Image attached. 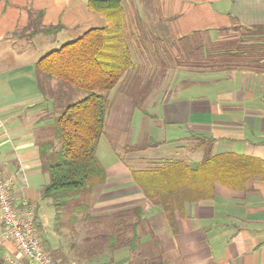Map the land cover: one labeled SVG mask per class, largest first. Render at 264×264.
Masks as SVG:
<instances>
[{"label": "crops", "instance_id": "0c3cea01", "mask_svg": "<svg viewBox=\"0 0 264 264\" xmlns=\"http://www.w3.org/2000/svg\"><path fill=\"white\" fill-rule=\"evenodd\" d=\"M50 1L0 0V173L12 179L14 205L26 202L33 208L44 251L56 264H264V173L242 190L216 184L213 199L186 203L185 217L176 216L173 234L164 212L133 181L137 170L126 175L116 156L108 167L102 164L106 183L91 194L87 212L67 205L56 220L50 199L42 198L48 174L41 170L39 147L56 143L51 119L61 112L63 95L54 82L38 78L35 63L48 51L38 41L32 58L33 40L62 32L76 39L105 21L87 9V0ZM122 1L134 11L129 12V38L139 63L130 48L133 67L112 90L110 121L127 134L144 120L141 116L151 121L142 124L144 139L135 147L145 146L138 152L153 166L145 170L174 161L195 167L203 157L196 135L212 141V156L238 155L264 164V48L254 42L262 39L244 37V42L240 37L241 26H264V0ZM39 24L60 29L32 33ZM251 44H257L254 54H246ZM139 68L143 73L138 74ZM154 79L160 80V88L166 85L160 101L148 99L159 89L132 98L140 80L148 86ZM182 91L191 94L183 96ZM146 100L148 106L139 108ZM159 146H165L160 157L147 153ZM110 214L116 219L107 223ZM88 224L94 231L79 237ZM68 229L72 238L78 235L87 243L83 254L68 252ZM7 258L35 264L3 235L0 220V264Z\"/></svg>", "mask_w": 264, "mask_h": 264}, {"label": "trees", "instance_id": "16d2710c", "mask_svg": "<svg viewBox=\"0 0 264 264\" xmlns=\"http://www.w3.org/2000/svg\"><path fill=\"white\" fill-rule=\"evenodd\" d=\"M86 7L105 24L90 28L49 51L34 66L38 78L55 79L60 85L84 94L79 101L64 104L54 121L55 142L59 146L45 142L39 147L41 170L48 174L42 198L50 199L56 209V220L67 205L71 211L87 212L89 197L106 183L105 169L96 154L109 110L107 94L133 67L123 1L87 0ZM58 29L60 26L36 27L32 33L52 34ZM240 29L244 42V37L258 40L264 36V26H241ZM249 46L246 54H254L251 49L257 44ZM243 47L239 45V51ZM194 137L203 146V157L195 167L174 161L149 170L132 171L141 195L160 207L173 234L176 216L185 217L186 203L213 199L216 184L242 190L249 180L264 173V164L258 159L230 154L212 156V141L202 135ZM144 147L140 145L138 150ZM138 242V236L133 238L135 246Z\"/></svg>", "mask_w": 264, "mask_h": 264}, {"label": "rangeland", "instance_id": "374dc122", "mask_svg": "<svg viewBox=\"0 0 264 264\" xmlns=\"http://www.w3.org/2000/svg\"><path fill=\"white\" fill-rule=\"evenodd\" d=\"M48 2H49V5H51V1L48 0ZM131 10H132V8H130L129 10L126 9V23H127L126 24V28H127L126 31H128L127 32V39H128V44L130 45V48L132 50V54L134 53L135 63L138 64L139 63L137 61V59H139L138 55L137 54L135 55L136 52H135V50L133 48L134 46L131 43V38H129V29H130L129 26H130V22L132 21V17H131L129 12H131ZM132 12H134V11L132 10ZM29 23H31L30 26L34 25L31 22V18H30V22ZM38 27H40V24H39ZM45 28H49V27H45ZM55 39L57 40V42H55ZM73 39H74V36L67 35V34H65L63 32L59 33V35L57 37H55V36H46V35L40 34L37 37L36 40L35 39L33 40V42L36 44V53L33 52V53L30 54V56L32 58H36V55L38 53L37 52V42L38 41H41V49H42V51H48L49 52L50 50L52 51V50L58 49L62 44L66 43L68 41H71ZM259 39H262V40H260L258 42L259 46L261 48H264V36L259 37ZM6 40H8V39L6 38ZM45 49H47V50H45ZM48 52L41 54V57H43ZM162 71H164V70H162ZM139 73H143L142 68H139L138 74ZM41 78H42V80L44 82L50 81V82H54L56 85H58V88L61 90V94L63 95V99L61 101V102H63V104L74 103V102H77V101H79L80 99H82L84 97V94L82 92L77 91V90H75V89H73L71 87H66V86L60 85V83L57 80H55V79L47 80V79H44L43 77H41ZM156 89H159V90L156 91ZM165 89H166V85H164V87L160 88V80L158 81V79H154L153 81L151 80V85H148V86L142 80H140L138 82L137 92H135L136 94H133L131 96H132V98H135V99L139 100L142 92H144L145 90H147L148 92H151V91L154 90V91H156V93L152 92L153 94H150L148 96V99L149 100L152 99V101L153 100H159L160 101V99H158V97L161 96L160 94H162V93L164 94L165 93V91H166ZM181 94H184L183 96H186V95H190L191 92L182 91ZM128 95L129 94L127 93V95L125 96L126 99H129ZM107 97H108V109L109 110H108V114H107V118H106V124H105V127H104V133H103V135H102V137L100 139V143H99L97 154H96L98 160L100 161L101 164L104 165V167H108L113 162H115L116 156H118V160L120 161L119 166L125 171L124 173L126 175H128L131 170H140L141 171V170H145L146 168L153 167V166H149V164L147 162H145L146 161L145 159H144L145 161H143L142 157H140L141 156V152H138L139 150L135 149V147H137V145L141 144V142H143L142 140L144 139L143 134H140V133H142V131H141L142 124L144 122L145 123H151V121L148 119V117L146 118V117L141 116L140 120L142 118L144 120H141L138 124L135 125V129H137L138 131H136L134 129L132 131H128V134H127V131H126L125 127H120V128L116 127L115 128L114 124L112 123V121H110V117L112 116V106L115 104L113 102L114 100L112 98L113 97V92L112 91L109 92L107 94ZM149 100L144 101L143 105L139 103V106H140L139 108H141V106L143 108H144V106L146 107L147 101H149ZM59 104H60V102H59ZM146 111L151 113V114L154 113V110H151L148 107H147ZM59 114H60V112L57 113L56 116L58 117ZM160 119H161V117H160ZM54 120H53V118L51 119V123L52 124L54 123ZM134 122H135V119H133V121H132V127L134 125ZM182 130H184V128H182ZM182 130H181L180 133H182ZM121 132H123V133H121ZM124 132H126V134ZM130 139L133 142V144L131 143ZM134 141H136V143ZM132 145H134V146H132ZM55 146L57 148L59 146V143L56 142ZM188 146L189 145H187L186 147H188ZM155 149L156 150L147 151V153L150 156H152V157L158 158V157L161 156V152L165 149V146H159V147H157ZM144 158H148V156L144 155ZM96 189H98V188H96ZM91 198H92V195L89 197V199L91 200ZM89 199H88V203H89ZM64 216H65V214L62 215V220L63 221H64V218H63ZM116 217H118V216H116ZM105 218L108 221L107 223H112L113 220L116 219L115 217H112L111 214L110 215H106ZM48 225L50 226V231H51L53 229V221L49 222ZM79 226H81V225H79ZM79 226H77L76 230H75L77 233H79V231L77 229ZM82 226H84V224ZM68 228L70 229L69 225H68ZM69 229H68V252L78 253L79 255L83 254L84 251L86 250L87 243L84 242V240H82V238L79 239L78 235H76V236H74L72 238L71 235H70ZM93 231H94V228L90 224H88L87 228L85 227V229L82 231L83 234L81 236H79V237L86 236V232H88L87 235H89L90 234L89 232H93ZM80 233H81V229H80ZM72 243L75 244L73 250H71L69 248V245L72 244ZM168 257L172 260L174 256H168Z\"/></svg>", "mask_w": 264, "mask_h": 264}, {"label": "built area", "instance_id": "2783aa9c", "mask_svg": "<svg viewBox=\"0 0 264 264\" xmlns=\"http://www.w3.org/2000/svg\"><path fill=\"white\" fill-rule=\"evenodd\" d=\"M12 179L0 173V220L3 235L12 241L16 251L35 264H56L44 251L42 240L35 231L33 208L28 203L14 205L9 190ZM5 264H19L7 258Z\"/></svg>", "mask_w": 264, "mask_h": 264}]
</instances>
